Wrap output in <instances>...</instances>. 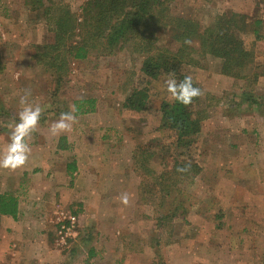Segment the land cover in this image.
Listing matches in <instances>:
<instances>
[{"label":"rangeland","instance_id":"rangeland-1","mask_svg":"<svg viewBox=\"0 0 264 264\" xmlns=\"http://www.w3.org/2000/svg\"><path fill=\"white\" fill-rule=\"evenodd\" d=\"M24 1L0 0V109L8 110L0 116V155L7 152L19 100L26 91L29 103L40 106L42 112L38 126L26 140V163L15 170L0 168V194L23 185L20 194H25L22 205L27 213L17 238H11L9 229V239H0V264H84L89 249L94 253L91 264H115L123 259L119 247L130 243L133 257L129 264H264V106L239 105L243 90L251 91L264 105V76L249 87L222 76L219 61L211 57L195 56L199 66L183 67V72L217 103L209 102L215 105L205 109L207 118L196 142L187 152L181 151V160H191L200 167L192 181L179 186L182 196L175 194L185 214L159 226L158 194L155 199L146 198L149 196H142L139 186L141 175L145 183H153L151 175L173 165L172 147L164 150L162 146L168 147L174 137L160 129L156 114L123 107L141 79L143 56L131 54L126 47L103 55L101 50H92L86 59L70 64L65 84L57 88L51 74L33 58L35 48L47 44L52 35L44 22L35 21V14L26 11ZM64 1L77 16L86 2ZM168 8L173 16L194 20L202 29L220 15H241L248 31L242 35L245 46L252 52L254 65L264 67V0H171ZM256 20L261 26L260 40L255 41L249 30ZM158 37L161 46L176 49L168 32ZM164 81H152L147 102L152 111H157L168 96ZM82 99L95 100L94 111L75 116L71 131L65 132L69 137L53 135L51 124ZM62 136L69 144L78 141L83 146L79 160L87 163L94 156L99 164L95 170L99 196L88 200L84 210L76 203L63 207L45 199L49 185L46 164L57 159L63 163V151L57 148ZM138 149L142 150L141 160L149 159L147 166L152 172L148 175L136 171L133 157ZM31 167L32 179H28L23 169ZM28 186L35 189L33 194H28ZM124 194L127 202L121 200ZM47 207L52 209L48 215L52 214L45 219ZM28 209L38 215L36 219H45L47 230L42 235L28 220ZM67 214L76 218V236L62 244L57 223ZM9 240L15 248L3 251L1 247L9 246ZM34 240L38 244L43 240L38 256Z\"/></svg>","mask_w":264,"mask_h":264},{"label":"trees","instance_id":"trees-1","mask_svg":"<svg viewBox=\"0 0 264 264\" xmlns=\"http://www.w3.org/2000/svg\"><path fill=\"white\" fill-rule=\"evenodd\" d=\"M169 2L171 0H86L77 16L64 0L24 1L26 11L35 14V21L44 22L52 35L47 44L35 48L33 58L51 74L57 88L65 84L70 64L75 60L86 59L92 50H101L103 55L126 47L131 54L143 56L141 79L125 98L123 107L137 113L156 114L160 129L172 133L174 137L168 147L162 146L164 150L172 147L175 154V157L172 156L173 165L159 175H151L153 183H145L141 175L139 186L141 195L149 196L146 198L155 199L158 194L160 203L156 208L159 226L185 214L175 194L182 196L179 186L192 181L199 174L200 167L191 160H181V151L187 152L196 142L202 123L207 118L205 109L214 106L217 99L201 90V96L190 105L183 106L168 95L162 99L159 109L152 111L147 103L152 81L166 80L172 74L183 79L188 76L183 72L185 65L199 66L195 56L198 59L211 57L218 60L222 76L243 82L249 87L264 76V67L254 65L252 52L245 46L242 35L248 31L241 15H220L210 27L202 29L194 20L170 14ZM260 26L261 21L256 20L249 30L255 41L260 40ZM163 31L168 32L170 40L177 46L175 50L160 45L158 35ZM193 85L198 87L194 81ZM243 91L239 105L264 106L251 91ZM73 105V115L81 116L94 111L95 100L82 99ZM4 113H8V110L1 108L0 116ZM140 151L138 149L137 155L133 157L136 171H145V175H148L152 172L147 166L149 159L141 160ZM152 155L154 153L151 152L150 157ZM182 168L186 171H179ZM16 208L14 199L0 197L2 215H14ZM93 258V249H89L84 264H91Z\"/></svg>","mask_w":264,"mask_h":264},{"label":"crops","instance_id":"crops-1","mask_svg":"<svg viewBox=\"0 0 264 264\" xmlns=\"http://www.w3.org/2000/svg\"><path fill=\"white\" fill-rule=\"evenodd\" d=\"M63 135L69 137V135L66 133H64ZM65 136H62L59 138V147H57L59 151H63V163L57 159L55 161H49L46 164V167H47L46 175H47V178L49 179L48 180L49 185L47 186L45 190V199H47V201H50V203L52 202L61 203L63 204V207L67 205H70L71 207L73 206L74 203H76L74 205L79 207L80 210L81 208H83L84 210L86 209V203L88 200L93 199V198L98 199V196H99V189L97 187V184L98 186H100V181H97V177L95 175V170L99 168L97 167L99 166V164L95 162L94 156H91V158H89L87 163H83L82 160H79L80 158L79 154H82L81 150H83V146H80L78 144V141H76V143L69 144ZM64 154H71L72 157L68 159ZM59 164L62 166L61 168ZM58 165L59 167L57 168ZM31 169L32 167L23 169V176L27 175L28 179H32V177L29 174ZM33 170H34L33 172L35 173L37 171L36 167H33ZM90 171H93V172L90 173ZM105 174H108V173H105ZM111 174L116 175V173H111ZM127 176L128 174L127 175L124 174V177H127ZM23 187H24L23 185L18 184L15 187L16 191H12V192L7 191V193L5 192V193L0 194V197L1 196L11 197L12 199L15 200L17 204L16 212L14 215H2L0 213V239L1 238L9 239V235L6 234L9 232V229L11 230V233H12L11 238H17V235H19V231L23 230L24 228L23 224L21 223V220H23L24 215H26L27 213L25 212L23 205H22L23 201L25 200L24 198L25 194H23V197H22V194H20L21 193L20 188L22 190ZM27 189H28L27 190L28 194H33L32 190H35L31 186H28ZM25 193H26V190H25ZM100 195H101V192H100ZM41 198L39 197V199ZM36 199L37 198L35 196L34 200ZM115 201L118 204L119 199L116 198ZM28 210L29 211L27 212H29V215H30L29 216L30 218H28V220L32 221L33 227L36 230H38V233L40 235H42L47 230V227L43 226L44 224L43 220H45L48 216L52 214L51 213L50 215H48L52 209H50V207H47L45 211L43 212L44 214L43 216L45 217V219H41V220L36 219L38 215L32 212L31 209H28ZM25 232L26 231H24V233ZM106 237L109 241L111 240V237L109 235H105V239ZM13 241L14 243H17V240H13ZM42 241L43 240H41L40 244L36 243V240L33 241V246L36 251L35 252L36 256H38V249H41L43 245ZM10 243L11 241L9 240L8 245ZM22 243H23V240H22ZM121 244L123 245L124 243L121 242ZM127 245L124 244V247H121V246L119 247V250L123 251V254H120V255H123V259H121L120 261L115 260V264H129L130 258L133 257L132 256L133 254L130 253V249L133 248L132 247L133 245L131 243L128 245V247ZM24 247H27V246L24 245ZM10 248H15V244L6 246V248L1 247L3 251H8ZM51 255L54 256L56 259H58L56 255L52 253ZM31 260H33L34 262V257L31 258ZM27 261H29V259H27Z\"/></svg>","mask_w":264,"mask_h":264},{"label":"clouds","instance_id":"clouds-1","mask_svg":"<svg viewBox=\"0 0 264 264\" xmlns=\"http://www.w3.org/2000/svg\"><path fill=\"white\" fill-rule=\"evenodd\" d=\"M165 90L170 98L177 104L188 106L195 98L202 95L201 89L194 87L192 77L184 76L183 79H178L174 74L170 75L165 80ZM30 93L27 91L19 100L20 110L17 114V121L14 130L10 135V142L7 147V152L0 155V168L15 170L22 167L29 154V148L26 143L27 138L38 126L42 109L40 106H33L28 101ZM75 106H70V111L61 113L58 120L51 124L49 131L53 135H59L71 131L73 123L76 121ZM179 171L183 172L186 169L182 168ZM128 196L124 194L121 197L123 202H127Z\"/></svg>","mask_w":264,"mask_h":264},{"label":"built area","instance_id":"built-area-1","mask_svg":"<svg viewBox=\"0 0 264 264\" xmlns=\"http://www.w3.org/2000/svg\"><path fill=\"white\" fill-rule=\"evenodd\" d=\"M58 224V237L60 239V243L65 244L67 239L74 238L76 236L75 233V225L76 218L71 214H67L63 216V219L59 221Z\"/></svg>","mask_w":264,"mask_h":264}]
</instances>
